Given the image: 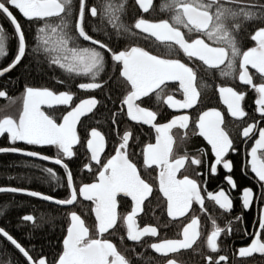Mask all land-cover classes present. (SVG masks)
<instances>
[{"label":"snow or ice","instance_id":"1","mask_svg":"<svg viewBox=\"0 0 264 264\" xmlns=\"http://www.w3.org/2000/svg\"><path fill=\"white\" fill-rule=\"evenodd\" d=\"M134 4L137 6L136 16L131 21H126L128 0H96L92 4L89 0H0V15L11 26L9 33L4 25L0 24V78L9 76L18 66L23 65L25 59L30 58L31 63L27 67L33 70L41 73H55L61 70L63 78L55 75L52 78L57 84L66 87V90L57 92L47 87L26 85L23 89L22 110L17 115L0 116V135L7 134L11 144L23 142L30 146H51L56 149V154L53 158L19 147L0 148V153H19L48 161L60 166L66 179L64 198L23 188L0 187V192L23 193L61 206L63 219L68 224L66 235L62 239V249L51 261L42 252H37L35 246L29 249L4 228H0V240L7 242L5 249L10 245L19 254L14 264H151V257H148L147 253H137L136 248L132 247L128 249L133 253L132 256L122 254L117 245L104 235L117 225L119 194L130 197L132 202L131 212L123 217L127 226V240L140 243L142 237L158 235L156 227L146 226L141 229L134 219L149 196L156 195L157 199L159 197L154 193L153 187L141 178L136 164L127 152L132 132L124 131L119 137L118 146L114 148L115 154L106 162L101 159L106 144V138L101 131L95 127L89 131L85 127L84 139L78 134L77 125L84 126L82 117L93 113L100 101L92 96L75 103L77 94L71 90V84L77 77L90 78V82L78 83L76 87L85 92H103L109 86V81L103 78L109 66L113 69L109 80L118 72L125 84L126 94L119 101L121 115L123 106H126L127 118L137 124L150 125L155 130V144L148 143L144 147L143 162L149 166L156 165L160 169L158 193H162L166 198L167 216L173 221L184 217L194 203L200 205L202 211H206L202 194L204 192H207V199L214 201L224 212L230 213L233 209V201L223 188L215 193L208 192L206 187H201V182L197 179L187 175L182 178L177 176L189 161L191 165L204 164L201 158H190L187 154L176 156L173 152L172 130L177 127L187 129L190 117L175 116L169 122L157 123L158 113L141 107L136 102L143 97L151 99V93H155L156 100L160 101L164 93L161 86L167 81H173L178 82L183 99L176 100L172 95H167L164 103L169 108L193 109L200 101L203 91L214 87L213 84L197 83V71L180 58L182 53L187 61L195 58L201 62L213 81L217 72L222 79H235L238 67L239 81L244 85H251L258 94L255 100L256 111L260 114V119L264 120V83L255 84L248 71L250 65L264 80V2L164 0L160 10L167 13V18L156 21L143 15L150 13L153 0H134ZM13 9L18 11L29 27L36 26L31 44L21 20L14 14ZM90 18L94 21L91 24ZM249 23L255 28L254 34L251 35L255 46L245 51L242 50L240 40ZM89 27L91 33L96 35L90 34ZM138 33L146 34L144 39L154 38L155 42H159L157 48H163V53L153 54L142 46H133L131 41ZM122 44L125 46L121 47ZM215 90L227 106L228 114L243 122L248 115L242 107L245 93L222 83L215 85ZM0 98L10 99L6 90H0ZM107 98L112 99L111 95ZM11 102L15 103L14 100ZM42 105L49 108L53 105L66 106L62 122H57L52 115L42 111ZM0 112H6V109L0 108ZM111 119L112 123H119L115 113L111 114ZM225 123L224 115L211 109L198 116L193 128V134L195 128H198L199 135L211 145L215 156V162L210 165L212 175L216 174L217 165L221 163L228 172L232 170L231 162L224 160L228 151L234 150L233 141L224 127ZM254 132H258V139H255L250 152H247L251 157L248 164L251 173L258 179L260 200H264V127L254 121L243 126L241 135L250 140ZM117 135L119 136V133ZM186 137L187 133L184 134V138ZM84 140L87 152L90 153L84 168L90 173L93 167L97 168L98 175L92 173L97 182L81 181L77 187L76 174L69 167L68 161L75 155L74 146L83 145ZM92 162H95V165ZM42 171L51 181L64 183L52 167L42 168ZM225 179L231 188H237L230 175ZM204 183L206 184V181ZM78 197L92 201L95 205L92 230L85 225V220L76 210L64 207L77 205ZM241 200L243 209H249L254 200L251 188L243 189ZM22 219L34 221L33 215H24ZM209 219L212 229L207 235L206 245L211 253L218 254V259H214L212 255L205 258L208 264H227L228 256L219 255L218 238L222 233L229 236L232 234L233 222L227 220L226 227L221 228L215 217L210 216ZM235 219L241 221L243 217ZM162 226L171 225L164 223ZM200 227L199 217L193 216L182 229L183 239H165L160 243H151L149 247L152 252L164 257L181 249H192L201 236ZM258 228L259 231L252 233L250 243L239 247V257H252L253 254L264 256V210L258 217ZM244 234H248L247 229ZM123 241L124 236H121V243ZM9 264L13 262L9 261ZM166 264L176 262L168 258Z\"/></svg>","mask_w":264,"mask_h":264},{"label":"flooded vegetation","instance_id":"2","mask_svg":"<svg viewBox=\"0 0 264 264\" xmlns=\"http://www.w3.org/2000/svg\"><path fill=\"white\" fill-rule=\"evenodd\" d=\"M89 2L90 4H92L95 3L96 0H89ZM163 2L164 0H153V8L150 9V13L143 15L153 21L167 18V13L160 10V6ZM261 2H264V0H261ZM13 12L18 16V19L21 20V23H23L24 19L19 15L18 11L13 9ZM136 12L137 6H135L134 0H128L127 15L125 17V20L131 21V19L136 16ZM93 22L94 21H92L90 18L89 24ZM0 24H3L8 32H11V26L2 15H0ZM110 27L111 26L109 25V28ZM88 29L90 30L89 32H91V28L89 27ZM184 31L186 32V30ZM254 31L255 28L251 23H249L245 28L240 40L242 50L246 51L248 48L255 46V42L251 40V35L254 34ZM92 34L95 35V33ZM138 35L140 36L138 37L139 39L137 41L131 42L133 46H142L146 50L151 51L153 54L159 55L163 53V48H157L159 42H155L154 38L144 39V36H146V34L138 33ZM123 46L125 45L122 44L121 47ZM180 58L184 62H187L189 66L193 67L195 71H197L198 84L204 83L214 85L213 88L203 91L202 97L198 104L194 106L193 109L174 110V108H169L167 104L164 103V99H166L167 95H172L176 100L183 99L182 91L179 89V85L177 82H166L165 85L161 86L164 89V93L163 98L160 101L156 100L155 93H151V99L143 97L141 98V100H138L137 103L141 107L156 111L158 113L156 121L157 123L168 122L175 116L188 115L190 117L189 127L187 129L177 127L172 130L174 140L173 152L176 156L187 154L190 158L193 156L201 158L203 159L204 164L203 166H196L191 165L189 161L188 163H186L185 167L177 173V176L178 178H182L184 175H187L189 178L197 179L199 182H201V187H206L208 192L215 193L223 188L229 198L233 201V209L230 213L224 212L219 208L218 205L215 204L214 201L208 200L207 192H204L202 194L204 195V208L206 209V211H202L200 205L194 203L189 213L184 217H179L178 219L173 221L170 217L167 216L166 198L163 197L162 193H158L160 169L156 165L149 166L145 165L143 162V149L148 143L155 144L156 133L151 127L137 124L135 121L127 118L126 106H123V115H121V105L119 101L123 98V95L126 94V90L123 79L119 77V73L117 72L116 76L112 77V79H116V81L120 85V99L117 100L115 106L116 108L112 111V113L116 114V118L119 121L120 126H115V124L112 123L113 134L110 136H108V134L110 133H107L104 128H102L101 130L98 129L106 138L105 149L101 153V159L105 161L106 157H110L113 154L114 148L118 146L120 142L119 137L123 135L125 130H129L132 132L127 152L132 162L136 164L137 171L140 174L141 178L153 187L154 193L159 197L157 199L156 195L149 196L142 205V209L138 212L137 216L134 219L136 221V224L141 229L146 226L156 227L158 235L156 237H142L140 243H135L127 240V226L123 220V217L131 212L132 202L130 197H123V195L121 194L118 197L117 225L115 229L109 230V233H112L111 235H109V233H105L104 235L111 242L117 245L118 250L122 254L132 256L133 253L128 251V249L132 247L136 248L137 253H147L148 257H151V264H166V260L168 258L173 259L176 264H208L205 258L207 255H212L214 259H218V254L211 253L206 245L207 235L210 234L212 229V224L209 219V217L211 216L217 219V223L221 228L226 227L227 220H232L233 222L232 234L229 236L226 233H222L221 237L218 238V244L220 245L219 255L226 254L228 256L227 264H264V256H261L260 254H253L252 257L246 258H241L238 255L239 247L249 244L252 238V233L254 231H259L258 217L260 215V212L264 210V200H260L261 189L259 187V182L255 177V174L251 173L250 164H248V161L251 159V157L247 155V152H250L251 147L254 145L255 139H258V132H254L252 134V139L250 140L245 139L241 135L243 126H246L249 123H253L254 121L257 122L260 127H264V120L260 119V114L256 111L257 105L255 104V100L258 98V94L255 92L251 85H244L239 81L238 67L235 79L231 77L222 79L219 77V73L217 72L216 79L215 81H213L208 71L206 70V67L202 66L201 62L196 61L195 58H193L192 61H187V58L183 57L182 53ZM248 71L249 74L253 76V81L255 84L264 83V80L261 79L259 74L256 73V70L252 69L250 65L248 66ZM112 72L113 69L111 66H109L103 78L106 81H109V77L112 76ZM221 83L225 86L233 87L234 90L245 93V100L242 101V107L248 115L244 118L243 122H241L237 118L231 117L228 114L227 106L223 103L218 91L215 90V85H219ZM71 90L77 94V97L74 98L75 103L78 100L89 96H95L97 100H99L104 92L95 90L93 92L85 93L79 91L76 85L74 88H71ZM65 108L66 107L57 106L44 110L47 114L52 115L57 120V122H60V115L65 112ZM208 109L218 110L225 117L226 123L224 127L233 141L234 150H229L225 155L224 160L231 162V172H228L223 167V163H221L217 165L216 174L212 175L210 172V165L215 162V156L211 151V146L202 136L199 135L198 128H195V134H193V128L196 121L198 120V116L203 111ZM88 116H85L82 119H85ZM91 128L93 127L88 128L89 131ZM117 133H119V136L117 135ZM185 133H187L186 138H184ZM79 136L82 137L81 131ZM78 145L74 146L75 155L71 161L77 158ZM79 150L84 156V163L78 172L75 171L77 187L80 186L81 181L85 183L94 181L96 178L92 173H97L96 167H93L92 173L88 172V170L84 168V164L88 162L90 157V153H88L86 149V140L84 150L82 151L80 148ZM53 152L56 153V149H54ZM71 161H68V163H70ZM92 163L95 165V162ZM228 175H230L236 182L237 188L233 189L227 183L225 177ZM204 181H206V184L204 183ZM246 187L251 188L254 194L253 203L247 210L243 209L241 200L243 189ZM94 207L95 205L92 201L82 200L80 197H78L77 205L72 206L73 210H76L77 213H79L85 220V225L89 227L90 230H92L93 224L95 222V217L92 213V209ZM88 213H90V217L87 219ZM193 216H197L200 219L201 236L193 245L192 249H181L177 253H169L168 257H164L160 254L152 252L149 247L151 243H160L165 239H183L182 229L187 225V223L190 222ZM240 216H242L243 219L241 221H237L235 217ZM164 223H168L171 226L163 227L162 225ZM245 229H247V235L244 234ZM121 236H124L123 243H121ZM148 257L145 258L147 259Z\"/></svg>","mask_w":264,"mask_h":264},{"label":"trees","instance_id":"3","mask_svg":"<svg viewBox=\"0 0 264 264\" xmlns=\"http://www.w3.org/2000/svg\"><path fill=\"white\" fill-rule=\"evenodd\" d=\"M95 1V0H94ZM29 43H32L33 32L35 25L29 27L27 22L22 23ZM88 31H90L88 29ZM10 32V31H9ZM140 37L137 35L131 42L137 41ZM11 45V41H10ZM122 46V45H121ZM31 63V59L24 60L22 66H18L7 77L0 78V90L4 89L9 95H16L20 89L27 86L50 87L53 89L66 88L65 85L57 84L52 77L61 76V70L55 73L45 71L44 73L27 66ZM63 78V77H62ZM77 77L71 84L74 88L76 83L80 81ZM111 95L112 99L107 97ZM120 99V85L116 79L109 80V86L104 89L103 94L99 98L100 103L93 114L87 118L82 119L84 126H78V132L81 138L85 137V127H95L99 130L105 129L107 133H112L111 113L116 108L117 100ZM2 99L0 101L4 102ZM116 102L115 104L113 102ZM99 121V123H98ZM83 145H78L77 158L69 163V167L74 173L79 171L84 163V156L79 148L83 151ZM20 147L29 150H35L43 154L52 155L54 147H36L24 144H11L8 142L5 135L0 137V147ZM35 165V166H33ZM52 167L58 175L62 177L63 184H57L46 178V174L42 168ZM18 187L36 190L56 198H64L66 193V183L60 169L50 163L41 160L28 158L16 154H0V187ZM61 206L52 205L50 203L40 201L31 197L18 194H0V227L4 228L19 242L31 249L35 246L37 252H42L51 261L53 257L57 256V252L61 249V241L65 233L67 223L63 219L64 212ZM24 215H33L34 221H24ZM90 213L87 214V218ZM6 241L0 240V264H13L19 255L10 245L5 249ZM43 258V257H41Z\"/></svg>","mask_w":264,"mask_h":264},{"label":"bare ground","instance_id":"4","mask_svg":"<svg viewBox=\"0 0 264 264\" xmlns=\"http://www.w3.org/2000/svg\"><path fill=\"white\" fill-rule=\"evenodd\" d=\"M11 33V32H10ZM90 34H92L91 32H90ZM96 35V34H95ZM85 45H87L88 44V42H83ZM90 80V78H85V77H83L82 79L80 78V81H78L77 83H76V85L78 84V83H81V82H90L89 81ZM33 87H39V88H43V87H45L44 85H40V86H33ZM47 88H49V89H51V90H54V91H64V90H66V88H60V89H53V88H50V87H47ZM24 89V88H23ZM23 89H20V91L16 94V95H9V100H6L5 102H1V104H0V108H4V109H6V112H0V116H3L4 114H11V115H17V113L22 109V97H23ZM78 89V88H77ZM1 90H4V89H1ZM79 91H81V92H85V91H83V90H80V89H78ZM93 92V91H92ZM85 93H87V92H85ZM90 97H92V96H89V97H86V98H90ZM95 97V96H94ZM86 98H83V99H86ZM96 98V97H95ZM3 98H0V101L2 100ZM97 99V98H96ZM5 100V99H4ZM12 100H14L15 101V103H12L11 101ZM99 101V100H98ZM77 102H79V100L77 101ZM76 102V103H77ZM59 107H64V106H59ZM95 110V109H94ZM45 111V110H44ZM66 113V111L62 114V115H60L61 117H60V120L62 119V116L64 115ZM47 114V113H46ZM91 114V113H90ZM93 114V113H92ZM59 120V121H60ZM111 120V122H112V119H110ZM115 126H120V124L118 123V124H115ZM97 129V128H96ZM113 133H111V134H108V136H110V135H112ZM3 136V135H2ZM6 136V135H5ZM7 137V136H6ZM8 140V139H7ZM18 144V143H17ZM9 147H13V146H9ZM1 148V147H0ZM20 148V147H19ZM22 149H24V148H22ZM25 150H29V149H25ZM29 151H35V150H29ZM4 154H7V153H4ZM10 154H14V153H10ZM43 154V153H42ZM55 154L56 153H52V155H48V156H51V157H55ZM115 153L113 152V154L112 155H114ZM16 155H20V154H16ZM44 155H47V154H44ZM21 156H23V155H21ZM26 157V156H25ZM29 158V157H28ZM108 158H110V157H106L105 158V162H106V160L108 159ZM55 166H57L59 169H60V171H61V173H62V175H63V177H64V172H63V170H62V168L61 167H59L58 165H55ZM94 173V172H93ZM98 173V172H97ZM65 183H66V180H65ZM18 188V187H17ZM23 189H27V188H23ZM27 190H30V191H36V190H31V189H27ZM42 193V192H41ZM2 194H13V193H2ZM43 194H45V193H43ZM18 195H23V196H27V195H24V194H18ZM46 195H48V194H46ZM27 197H30V196H27ZM31 198H33V197H31ZM34 199H37V198H34ZM37 200H40V199H37ZM40 201H42V200H40ZM44 202H46V201H44ZM47 203H49V202H47ZM50 204H52V203H50ZM52 205H55V204H52ZM68 208H72V206H69ZM73 209V208H72ZM92 211H93V209H92ZM91 211V212H92ZM93 213V212H92ZM79 214V213H78ZM80 215V214H79ZM82 218V217H81ZM83 219V218H82ZM88 219V218H87ZM95 221V220H94ZM68 225V224H67ZM67 225H66V227H67ZM65 234H66V228H65V233H64V236H65ZM63 236V237H64ZM63 239V238H62ZM61 249H62V241H61ZM60 249V250H61Z\"/></svg>","mask_w":264,"mask_h":264},{"label":"water","instance_id":"5","mask_svg":"<svg viewBox=\"0 0 264 264\" xmlns=\"http://www.w3.org/2000/svg\"><path fill=\"white\" fill-rule=\"evenodd\" d=\"M167 82H173V81H167ZM178 83V82H177ZM86 99H88V98H86ZM223 101V100H222ZM77 103H79V102H77ZM137 103V102H136ZM138 104V103H137ZM57 106H62V105H53V107H57ZM64 107H66V106H64ZM47 108H49L48 106H46V105H42L41 106V110L42 111H44V109H47ZM22 110V109H21ZM70 110V109H69ZM127 110V109H126ZM174 110H179L178 108H174ZM208 110H211V109H208ZM205 111H207V110H205ZM45 112V111H44ZM46 113V112H45ZM203 113V112H202ZM201 113V114H202ZM66 114V113H65ZM90 114V113H89ZM88 114V115H89ZM87 115V116H88ZM82 118H84V117H82ZM60 122H62V119L60 120ZM169 122V121H168ZM78 126V125H77ZM146 126H148V127H150V125H146ZM98 130V129H97ZM154 130V129H153ZM99 131V130H98ZM155 131V130H154ZM4 135H6L7 136V134H4ZM2 135H0V137H1ZM90 138V137H89ZM7 139H8V137H7ZM8 142H9V140H8ZM10 143V142H9ZM18 144H24L23 142H17ZM208 143V142H207ZM76 146V145H75ZM211 146V145H210ZM36 147H40V146H36ZM44 147H46V146H44ZM1 148H8V147H1ZM22 149V148H21ZM25 150V149H24ZM29 151V150H28ZM10 153V152H9ZM0 154H4V153H0ZM14 154H19V153H14ZM21 155V154H20ZM51 157V156H50ZM29 158H31V157H29ZM33 159H37V158H33ZM37 160H39V159H37ZM42 161V160H41ZM44 162H46V163H50V162H48V161H44ZM50 164H52V163H50ZM53 165H55V164H53ZM60 167V166H59ZM63 170V169H62ZM97 175H98V173H97ZM66 180V179H65ZM92 182H97L96 181V179L94 180V181H92ZM91 183V182H90ZM1 187H5L6 188V186H1ZM2 193H12V192H0V194H2ZM13 194H23V193H13ZM25 195V194H24ZM122 195V194H121ZM120 196V194L118 195V197ZM33 198H36V197H33ZM82 200H84L83 199V197H80ZM37 199H39V198H37ZM41 200V199H40ZM42 201H44V200H42ZM46 202H49V203H52V202H50V201H46ZM52 204H54V203H52ZM117 205H118V201H117ZM58 206V205H57ZM64 207H66V208H68L69 206H64ZM93 214H94V217H95V213H94V211H93ZM68 226V225H67ZM1 228V227H0ZM66 229H67V227H66ZM66 235V234H65Z\"/></svg>","mask_w":264,"mask_h":264},{"label":"rangeland","instance_id":"6","mask_svg":"<svg viewBox=\"0 0 264 264\" xmlns=\"http://www.w3.org/2000/svg\"><path fill=\"white\" fill-rule=\"evenodd\" d=\"M5 101H6V100H5ZM5 101H4V102H5Z\"/></svg>","mask_w":264,"mask_h":264}]
</instances>
